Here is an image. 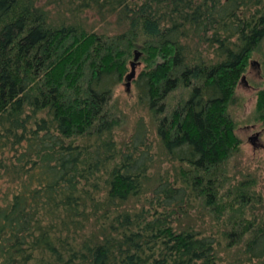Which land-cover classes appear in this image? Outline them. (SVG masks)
<instances>
[{
    "label": "trees",
    "instance_id": "trees-1",
    "mask_svg": "<svg viewBox=\"0 0 264 264\" xmlns=\"http://www.w3.org/2000/svg\"><path fill=\"white\" fill-rule=\"evenodd\" d=\"M263 41L264 0H0V264H264L230 110Z\"/></svg>",
    "mask_w": 264,
    "mask_h": 264
},
{
    "label": "rangeland",
    "instance_id": "rangeland-1",
    "mask_svg": "<svg viewBox=\"0 0 264 264\" xmlns=\"http://www.w3.org/2000/svg\"><path fill=\"white\" fill-rule=\"evenodd\" d=\"M134 60V59H133ZM131 60V61H133ZM135 76L143 68L144 64L136 61ZM130 72L128 64L127 74ZM244 77V80H242ZM264 87V41L261 47L255 49L250 55L245 71L239 78L235 87L236 99L230 106L235 119V133L240 139V151L233 159L237 163V172L234 179L243 177L253 180V189L259 192L264 199V125L255 117V104L258 91ZM116 103L124 109L126 118L116 132L121 138L128 135L138 116L142 115L147 120L148 114L136 102V95L133 84L126 85V80L120 83L114 92ZM154 133V132H153ZM256 136V137H255ZM166 165V162L163 166ZM232 179V178H231ZM204 223L208 224L209 217L203 215ZM220 255L225 261L234 257L236 250L227 248L222 242L219 248ZM238 255V254H237Z\"/></svg>",
    "mask_w": 264,
    "mask_h": 264
},
{
    "label": "water",
    "instance_id": "water-1",
    "mask_svg": "<svg viewBox=\"0 0 264 264\" xmlns=\"http://www.w3.org/2000/svg\"><path fill=\"white\" fill-rule=\"evenodd\" d=\"M138 52L136 51L135 57L133 61H130V72L126 75V85L128 86L130 84V80L135 77V66L137 64L136 59L138 57ZM242 80H244V77H242ZM256 137V136H255Z\"/></svg>",
    "mask_w": 264,
    "mask_h": 264
}]
</instances>
